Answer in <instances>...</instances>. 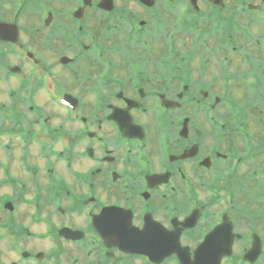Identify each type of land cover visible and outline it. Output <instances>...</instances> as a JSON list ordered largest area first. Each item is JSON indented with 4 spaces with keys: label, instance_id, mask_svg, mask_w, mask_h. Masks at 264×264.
I'll return each mask as SVG.
<instances>
[{
    "label": "flooded vegetation",
    "instance_id": "1",
    "mask_svg": "<svg viewBox=\"0 0 264 264\" xmlns=\"http://www.w3.org/2000/svg\"><path fill=\"white\" fill-rule=\"evenodd\" d=\"M0 264H264V0H0Z\"/></svg>",
    "mask_w": 264,
    "mask_h": 264
},
{
    "label": "rangeland",
    "instance_id": "2",
    "mask_svg": "<svg viewBox=\"0 0 264 264\" xmlns=\"http://www.w3.org/2000/svg\"><path fill=\"white\" fill-rule=\"evenodd\" d=\"M238 63H240V62H238ZM241 65V64H240ZM234 66V65H233ZM240 67H242V65L240 66ZM232 69H233V72L236 70L235 69V67H232ZM61 74V73H60ZM62 75V74H61ZM2 115H3V113H1ZM244 172H245V169H242V171H241V175H243L244 174ZM246 175V174H245ZM241 176H239L238 178H240Z\"/></svg>",
    "mask_w": 264,
    "mask_h": 264
}]
</instances>
